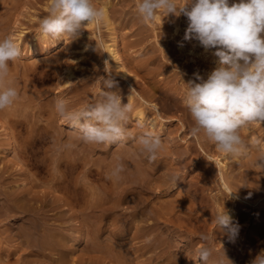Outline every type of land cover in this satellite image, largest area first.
<instances>
[{
  "label": "bare ground",
  "instance_id": "bare-ground-1",
  "mask_svg": "<svg viewBox=\"0 0 264 264\" xmlns=\"http://www.w3.org/2000/svg\"><path fill=\"white\" fill-rule=\"evenodd\" d=\"M13 2L15 3V9L20 8L21 0H13ZM4 3H5V0H0V5H2ZM8 4L6 3V5H8ZM49 5H50V0H47V3L45 5H43V9L49 10ZM12 6H14V5H12ZM102 7L106 8V18L103 22H101L103 24V27L105 30V35L101 41L100 48L98 49V53L101 54V60L100 61H102L100 64L103 66V68L109 74H111L113 77H115V80L118 81L119 93L121 95L122 94L126 95L124 98H122V100L124 102L123 104H127L130 102L133 105V111L130 113L129 120L126 124V128H127V131L130 133V136L125 142L115 144V146L120 148L121 152H118L117 154L115 152L112 156L111 161H109L110 162L109 165L112 164V166L115 167V164L117 162V158H119L120 162H122L125 165L124 171L119 176V178L121 180L118 181L117 178L112 175V178H111L112 179L111 180L112 188H110L108 190L109 194L112 196L115 194V190L117 191V187L120 188L123 185V187L120 189L121 193L120 192L117 193V195L119 193H120V195H118V197H117L118 199L116 201H114V200L108 201L107 200L108 202L103 203V200L101 199V197H99V195L95 199V195L93 193H89L88 191H86L87 188L85 189L84 186H79L78 184H76V187L73 190V194H74L75 198L77 197L78 199H80L81 197H84V199H85V197H88L89 198L88 202H86L88 204V206L86 207V210L89 211L90 213H93V216L91 217L92 219L87 221L88 227H89L88 232L84 231L85 226H83L84 224L79 223V221L73 222L72 220L71 221L67 220L66 222L69 225V227H67L66 231H68V230H71V231H68L69 233L68 232L66 233L65 230H64V232H59V231L53 229L52 226L54 224V220L52 217L51 218L48 217V219L44 220V223H45L44 228L41 227L42 225L39 226L37 223L40 221L37 220L38 219L36 217L37 214H34V212H35L34 207L30 203L31 202L36 203L40 200L43 203L44 202L48 203L49 195H44L40 198H37L38 195L36 196V192H34L35 189H32L31 188L32 186L27 187L23 190V194L26 195V197H27L26 199L29 202V204H28V202H24L23 201L24 199L20 198L19 196L10 197V192H9L10 190H7V185H9V182H6L5 185L2 184L0 187V198L3 200V205L0 208V222H1L2 217L11 215V213H13L14 215L16 214V216L19 215L16 223H14L17 226V234H16V236L18 237L17 239L22 240L19 245L23 247V245L26 244V245L32 247L34 251H37L38 254H39V251L41 250L40 252H43L42 255H44V256L56 254L57 255L56 258L50 257L49 264H71L70 260H69L70 255H69V252H68L66 247L68 246V242L72 241V239L76 236H77L76 245L84 243L88 239V240L92 241V244H91L92 246L90 245L91 248L89 249L88 252H90V251L91 252H99V251L104 252L105 254H107L106 257L108 256L109 258L113 259L117 263L133 264V257L136 255V259H137V253L139 252L143 256L147 255L146 257L148 260L146 263L143 262L144 264H185L184 263L185 258L183 259L182 252L180 251L179 248L176 249V241L173 240L175 238V236L171 237L170 236L171 234L169 236L166 235L164 227L172 226L173 227L172 234L178 233V232L187 233V235L188 236L190 235V237H191V235H196L197 232L198 233L200 232V231H198V229L196 230V228H195V226L199 223L198 226H200V228L203 227V229L202 228L200 229L197 226L200 230H203L201 232L205 233L206 228L209 229V232L207 230L206 231L208 232V235H209L211 241H213L214 237H216V236H220V237L225 236V238H227L226 236H228V235H227L226 229H220L215 234L210 229V226L213 225L211 223L212 218L213 217L216 218L217 213L222 212L223 209H225L228 212V214L231 216L234 224L244 226V224L248 223V221H249L248 220L246 222V220L249 219L251 217V215L253 214V208H254V211L256 213L262 211L264 214V204L261 202V199L264 196V172L258 174L254 171L253 174L247 173L245 175H243V174L238 175L235 172L236 171L237 172L238 171L243 172L242 164L237 163L234 168L230 169L229 168L230 166L228 167L229 162L224 163L221 160H219V158L222 157V158H224V161H227V159H228L227 155L222 154L220 152L217 153L215 151L216 149H214V146H215L214 143H212V142L208 141L206 138H204L203 133H201L200 139L203 142V146L200 144V149H203V152H204V150H206V160H207L206 163L211 165V167L212 166L214 167V163L219 164V169L217 170V176H219V178L221 180V188L223 187L224 190L228 191V194H230V196L233 197L234 202L230 203V201H228V200L232 199L229 196H227V199H226V197H223L220 195L219 197L214 198V200L211 197H209V198L207 197V196H211L210 192H211L212 185L213 184L217 185L216 183L218 182L216 180H213L215 178L214 176L216 175V169L214 170L213 167L208 168V170L206 172V174H207L206 177H204V176L202 177V175H201V173L203 172L202 169H200L201 173H196V171H194L195 170L194 169L193 172H191V174L189 175L190 179L185 177L182 180H180L179 182H177L178 175L176 173H175L176 174L175 175L174 172L172 173V171L169 169V171H171V172L169 174L165 175V177L162 180V183L160 182V184L158 186H156V183H153L152 175H154L156 173L160 174L159 172L162 170H165L167 168V166L169 165V163L167 165L164 157L172 156V154H173L176 156H180L182 158H184L183 156H185L184 160L187 157H193L195 159L196 155H198L199 154L198 152H200V151L198 150L199 148L196 147L197 145L195 146L193 143H190V144L188 143V145H185V149H183L181 147L178 148L177 149L178 151L177 150L175 151L172 148H170L171 150L167 148V146H166L167 137L166 136L173 135L174 132H176V128H175V130H174V128H171V126L167 128L166 127L167 121L163 120V118L159 117V114L157 115L155 113V111H158V113L160 112V110H159L160 107H158L159 105L157 106L156 103H152V102L150 103V102L146 101L140 95L138 88L142 85L144 87L143 83H145V82H146L145 84L147 85V81H145V76H144V78L141 77L142 75L140 76L138 70H136L133 67V64H131L128 55H126V53L124 52V49L122 47V37H121L120 31H118V29L115 26L116 17L110 11V8L112 7V2L109 0H102ZM11 11H14V9ZM161 15L162 14L158 13L157 19L153 23L154 26H163L165 24V23L163 24V22H162L163 19H161V17H160ZM162 17H163V15H162ZM174 17L175 16L171 17L173 20L172 23L170 22L171 25L173 24L172 27H170L171 25L168 28L166 25L165 27L167 29H165V27H163V29H165L164 33H166V32L171 33L172 32L173 36L174 35L175 36L176 35L182 36L185 33L187 27H185L186 29L183 30L184 27L181 25L183 27V29H182V27L179 24H177L178 23L177 18H175L177 20L176 21L174 19ZM10 19L8 18V21ZM0 20H1V22H0V39H3L4 37H6L5 36V29L7 30V28H8V27L7 28L4 27V25L7 23V19H5V17H4V19L0 18ZM184 22H186V21H184ZM136 23H137V21H136ZM136 23H135V25H136ZM186 25L188 26V24H186ZM7 26H9V25H7ZM95 26H96L95 23H93L91 25H88L87 27L91 28V29H95ZM138 34H140V31H138ZM170 36H172V35L170 34ZM64 37H66V36H64ZM64 37H61L57 40H53L50 37L44 38V37L40 36L38 33L37 35H35L34 39L40 38L39 44H37V43L35 44L34 41H31V45H29L30 43H28V45H29L28 52L26 50V53H23L21 55L22 57L27 56L28 58H30V60L27 64L23 63V65L25 66V68H24V75H25L24 85L21 86L19 84L22 88L21 87L18 88V84L12 83V81H10L12 86L15 87L17 90H19L18 91L19 98L17 99V101L12 106H10L4 110H0V161H1V164H2V161H4V160H6V161L10 160L9 156H12L14 154V146L13 145H14V142L16 141V133H15L14 126H12V125H14L13 122L22 124L26 130V136L24 138V144H23V150H22L23 154L26 151H28L30 148H32L33 146L45 142L49 135L59 134V132L64 133L65 132L64 130L69 131L68 132L69 135H73L75 137L76 141H78V142L80 141V139L78 137L77 130L73 129L69 125L68 122H66L63 118H61L56 113L55 99L49 97V94H47L43 100L41 99L42 101L37 100L36 89H35L34 84H33L34 81L28 78L29 75L30 76L34 75L36 73V71H38L44 67L47 68L48 70L54 71L55 73L58 74V71L60 69V60L62 59L61 58V56H62L61 50L63 49V47L66 48L67 51H69V49H70L69 46L66 45L67 42H65V41H68V39L64 38ZM22 40H23V35H22V33H19V37L15 41L19 44L21 49H22ZM137 42L140 43L141 39L139 38L138 41H136L135 43H137ZM135 43H134V45L139 46V44H135ZM64 44L66 47L64 46ZM69 44H70V42H69ZM141 44H142V42H141ZM198 48H200V50H198ZM82 49H84V51H86L87 47L83 45ZM179 49L181 51H186V49L184 48V45H182L181 48H179ZM188 52H189V54L191 53V55L193 54L192 56L195 59L196 58L199 60L203 59V61H204V58H207L208 55L210 53H212L210 50L205 51V49L202 47V45L199 43V41H197L196 43L194 42L193 48ZM82 55L80 54V56H79V60H81V61H82V58H81ZM85 56H86V54H85ZM83 57H84V55H83ZM217 61H218V58H217ZM16 62H18V61H16ZM147 67L148 66L145 64L142 68H143V70L145 69V71H147L149 68V67L148 68ZM216 67H217V65H216ZM81 68L80 69L78 68V69L82 70L83 68L82 69ZM76 69H77L76 67L72 68V67H69V65H67L61 69V72L58 75H61L63 77V80H61V82L59 83V86H57L58 87L57 90L60 91L59 94L64 95L65 91L71 90V89L74 90L75 95H79L80 93L82 94V92L85 91V89H86L85 85H82L81 87L76 88V89L73 88V81H74L73 79H77V75L75 74ZM83 72H84V69H83ZM153 74H154V72H153ZM153 84H151V85L154 88L155 85H153ZM157 84L158 83H156V85ZM156 87L158 89H161L160 83ZM116 90L117 89H115L114 91H116ZM98 91L100 92V90L97 88L95 90V96L94 97L98 96V93H97ZM161 91H162V89L160 90V92ZM141 94H142V92H141ZM165 94L167 96V93H165ZM139 95L141 96V99H139ZM167 97H169V99H171L170 96H167ZM100 98L101 97L96 99V101H98ZM170 103H172L173 105H177L179 102H178V100L177 101L171 100ZM78 106H79V104H78ZM149 107L151 108V110L149 109ZM36 109L40 111L39 115L35 114ZM43 113L48 114L46 124H43V121H44L43 116H42ZM11 122H12V124H11ZM58 122H60L59 123L60 126L58 125ZM141 122L150 124L152 127H154L155 130L157 131V133L161 135L162 140L164 142V149L159 153L158 158L155 161H149L147 159L146 155L141 153L140 146L136 142V138L143 131V129L138 127V125ZM193 123L194 122L192 121V124H191L192 126H193ZM169 125H171V124H169ZM180 131L183 134L187 133V129L184 128V126L180 128L179 132ZM72 137H70V138H72ZM164 137H166V138L164 139ZM73 143H74V141L70 140L68 143L69 149H67L66 154H63L61 157L59 156L60 160H59V164L57 166L59 171H61L62 166H66V167L75 166V165L78 166V164L80 162H84L86 164V166L88 165L87 171L90 173L94 172L93 167L98 169L101 166V165L99 166V164L96 165L94 162L92 164H91V162H86L85 158H83V157L77 158L76 157L77 152L70 149V148H72L70 145H72ZM191 144H193V145H191ZM94 145H97V144H94ZM110 146H112V145H110ZM73 147H74V145H73ZM123 149H126V151H124ZM4 150H5L6 154H3ZM168 150H170V151H168ZM171 151L172 152L174 151V152L171 153ZM254 151H255V147H253V152ZM21 155H22V153L19 152L18 156H21ZM25 156L26 155L24 154V157ZM6 157L8 159H6ZM166 159H168V158H166ZM236 161H238V159H236ZM8 162L9 161H7L6 163H8ZM201 162L202 161L199 160L198 163H201ZM202 163H204V162H202ZM17 165H18V163H17ZM145 165H147L146 168L144 167ZM9 166H11V165H9ZM32 166L34 167V165H32ZM169 166H168V168H171ZM197 166H198V164L195 165V167H197ZM207 166L208 165H206V167ZM17 168L19 169V175L21 177H24V180L22 181V183H24L26 185L31 183V178L29 176V174H30L29 170L31 168L27 167L28 169L30 168L28 170L24 165H21V164L18 165ZM8 169L9 170L7 171V173H9V171H10L9 167H8ZM229 169L231 171H229ZM2 171H3V169L1 167L0 168V174ZM57 173H58V171H57ZM9 174L10 175L6 176V179H5L6 181H9V178L13 177L11 173H9ZM53 174H54V170H53ZM150 174H152V175H150ZM0 176H2V175H0ZM232 181L237 182V183L232 184L233 183ZM3 182H4V180H3ZM238 182L241 183V185H239ZM22 183H20V184H22ZM52 183L56 184L62 188H66V189H68V187H69L68 182L65 179L60 178L57 175L52 176ZM187 183H189L190 185L188 184L189 186L186 188V190H184V191L182 190V192L178 195V197H176L177 195L174 196L176 193L178 194L179 186L181 184L187 185ZM65 186H67V187H65ZM167 186L169 187V190H168L169 192L166 195V196H168V199L166 197H165L166 200L159 199L160 200V206L157 208L155 206V203L153 202L154 200L152 201L150 198L152 195L155 194V189L158 190L157 188H160L159 193H162L161 190ZM250 188H252V190H250ZM98 192L99 191H97V193ZM157 198H159V197H157ZM129 200H132V202L134 201V204H135L134 206H135L136 210L132 214V216H130V217H132L131 220L127 221L125 223V225H123L122 229H119L118 225H120L119 224L120 221H119L118 217L120 216L121 217L120 219H123L125 221V216L123 215V213H119V210L122 208L123 204ZM61 201H63V200H61ZM63 203H65V202H63ZM158 205H159V203H158ZM199 205L201 207H203V209H206L205 210L206 213H204L207 216V217H205L206 219L202 216H199V214L197 215L198 211L196 209H198ZM202 210H200V211H202ZM178 211H180L179 215H181V217L179 215L178 216L181 219L183 218L186 221H188V223L190 222L192 225L187 224V222L183 223L182 221H184V220H181V219H180L181 222L180 221H174V218L177 217V216L175 217V215L179 213ZM62 212H64V211H62ZM62 214H63L62 217L67 216V213H65V212ZM169 215L170 216L174 215V217L170 218V217H168ZM93 218H94V220H93ZM201 218H203V219H201ZM104 222H107V223L109 222L110 224H112L111 225L112 226L111 233L113 234V238L111 240H109L108 242L106 241V243L101 244L100 243L101 241L99 242V238L107 230V229L103 228L102 223H104ZM177 222L182 223L183 226L185 224H187V226H191V227H193V225H195L192 222H198V223L194 226L195 229L193 228L195 231L194 230L190 231L192 228L191 229L188 228L186 230L184 228L185 227L187 228V226H185L183 228L182 224L180 225ZM117 226H118L119 231H117V228H116ZM120 228H121V226H120ZM11 230H12L11 228H4V226L0 225V264H12L11 261L14 258H17V264H22L21 261L24 258V256L20 254L21 253L20 251L22 250L20 248V246L9 244V242H10L9 235L11 233ZM166 230H167V228H166ZM201 232H200V234H201ZM130 234H132V237H130ZM259 238H264V221L259 222V224L255 228L254 232L250 234V240L248 242V247L246 249L242 250L243 252H242L241 256H239L240 252L238 250H235L234 251L235 254H234V252H233L234 248H233V250L228 249L231 246L230 245L231 243L229 244V242H228L229 247L224 245L220 248V246H217V248L214 250V252L212 250V255L209 257L206 264H245L243 262L248 261V260H246L248 258L247 256L249 255L251 248L253 247V244ZM121 240H124V243H121ZM135 240H138L139 242L144 243V244L139 249L135 248V251H131V247L128 248L126 246L128 244L132 245L133 241H135ZM191 240H192L191 243L196 242V241H193V238ZM234 242H235V240L232 242L233 245H234ZM135 243H137V241ZM196 245L197 244L195 243V247H196ZM197 247L199 248V246H197ZM237 249H238V247H237ZM229 250H231V252L233 254H231ZM263 250H264V246H263ZM240 251H241V249H240ZM251 253H252V251H251ZM254 256H253V258H254ZM25 257H26L25 259L27 260L28 256L25 255ZM107 261L108 260L106 259V262ZM186 261H188V260L186 259ZM103 262H105V261H103ZM103 262H101L99 264H103ZM94 263H95V261H94ZM110 263L114 264L115 262L114 263L110 262ZM139 263L137 262L136 264H139ZM193 263L199 264L198 260H197V256L194 257Z\"/></svg>",
  "mask_w": 264,
  "mask_h": 264
},
{
  "label": "rangeland",
  "instance_id": "rangeland-1",
  "mask_svg": "<svg viewBox=\"0 0 264 264\" xmlns=\"http://www.w3.org/2000/svg\"><path fill=\"white\" fill-rule=\"evenodd\" d=\"M109 1L112 2V7L110 8V11L116 17L115 26L118 29V31H120V34L122 37V47L124 49V52L126 53V55H128L131 64H133V67L136 70H138L140 76L142 75L141 76L142 78H144V76H145V81H147L148 86L145 84L146 83L145 82V83H143L144 87L142 85L138 88L140 95L146 101H148L150 103L151 102L156 103L157 106L159 105L158 107H160L159 108L160 112L158 113V111H155V113L157 115L159 114L160 118H163V120L167 121V123H166L167 128L170 126H171V128H174V130L176 128V132H174L175 135L173 134L171 136H166L167 137L166 141L168 142L167 143L165 141L167 148L168 149L172 148L173 150L176 151L180 147L185 149V145H188V143L189 144L193 143L195 146L197 145L196 147H198L199 148L198 150L200 151V152H198L199 154L196 155L195 159L193 157H187L184 160L185 156H183L184 158H182L180 156H176L173 154H172V156L164 157L167 165L169 163L170 166L169 165L168 166L171 168L173 167V168L171 169V168H168V166H167L168 169L166 168L165 170L160 171L159 172L160 174H157V173H156L157 175L156 174H154V175L150 174V175H152L153 183H156V186H158L160 184V182L162 183V180L165 177V175L169 174L171 171H172V173L174 172V174L176 173L178 175L177 182H179L180 180H182L185 177L190 179L189 175L191 174V172H193L194 169H195L194 171H196V173H201L200 169H202L203 172L201 173V175H202V177L203 176L206 177L207 176L206 172H207L208 168L209 167L212 168L213 166L211 167V165L206 163L207 162L206 150H204V152H203V149H200V144L203 146V142L200 139L201 135L199 134L197 136H193L190 133V128L192 127V125H191L192 119L190 117V113L188 112V109L186 108V106H184L183 100H184V97L186 95V90H187L186 84L189 81H195L197 83L199 82V81L195 80L194 73H199L200 76H202L203 78L206 79L207 75L212 70H214L216 68V65L218 66L217 57L213 56L215 49L210 50L212 53H210L207 58H204V61H203V59L199 60L197 58H196L197 59L196 60L192 56L193 54L192 55H191V53L189 54L188 51H190L193 48V43L194 42L196 43L197 40H195V39L185 40L184 39L185 33L182 36L181 35L180 36L174 35L175 37L173 36L172 32L171 33L166 32L168 35L166 33H164L165 29H167L171 25V23L173 21L171 17H173V15L170 14L168 17L164 18V16L162 17V15H163L162 14L160 17H161V19H163L162 20L163 24L164 23L165 24L163 26H154L153 25L154 22L144 23L139 18V15L137 13V8H136V5L138 4L139 0H128V1L127 0H109ZM14 2H13V0H5V3L0 5V18L4 19V17H5V19H7L6 24L9 25V26H7L6 24L4 25V27H6V28L8 27L7 30L5 29V36H9L15 41L19 37V33H22V35H23L22 54H23V53H26V50L28 52V48H29V45H31V41H34L35 44L36 43L39 44L40 38L34 39V37L40 31L39 30V20L42 17L47 16L49 10L43 9V5H45L47 3V0H21V5H20V8H18V9H15V3ZM181 2H182V0H177L178 6ZM229 2H230V4L234 3V2L238 3L239 0H229ZM6 3L7 4L9 3L10 5L9 4L6 5ZM93 3L97 7H102V0H93ZM12 5H14V6H12ZM13 9H14V11H11ZM8 18L9 19L11 18V19L8 21ZM175 18H177L178 21ZM174 19L178 22L177 24H179L180 26L182 25L184 27V29H183V27L181 26L183 30L186 29L185 27H187L186 24H188V21H187L188 18L185 15L181 14L178 17L175 16ZM1 20H0V22H1ZM136 21L138 24L136 23ZM184 21H186V22H184ZM135 23L137 26L135 25ZM95 25H96L95 29H91V28L86 27V29L82 32V34L76 39H74L72 37L68 38V36L64 37V38L68 39V41H65V42H67L66 45H68L70 49H69V51H67L66 48L63 47V49L61 50V52H62L61 58L62 59L60 60V69L58 71V74H59L61 72V69L67 65H69V67H72V68L76 67L77 69L78 68L80 69L82 67L84 69V72H83L82 68H81L82 70H79V69L78 70L76 69L77 71L75 70V74L77 75V79H73L74 80L73 81V88L76 89V88L81 87L82 85H85L87 90L85 89V91H83L82 94L80 93L79 95H75L73 89L65 91L64 95L59 94L60 91L57 90V88H58L57 86H59V83L61 82V80H63V77L61 75H58L54 71H50L44 67V68L36 71V73L34 75L28 76L29 79L34 81L33 84H34V87L36 89L37 100L42 101L44 99V97L47 94H49V97L54 98L55 101L57 99H64L70 109H79L80 107L84 106L85 104L96 102V99H98L100 97L101 91L104 90V83H103L104 79L107 78L109 73L100 64L102 62V61H100L101 60V54L98 53V49L100 48L101 41L105 35V30H104L103 24L101 22L95 23ZM166 25H167V28L165 27ZM172 26H173V24L170 27H172ZM163 27H165V29H163ZM138 31H140V34H138ZM169 33L172 36H170ZM139 38L141 39L142 44H141V42L135 43L136 41H138ZM69 42H70V44H69ZM28 43H30V44L28 45ZM134 43L139 44V46L134 45ZM83 45L87 47V50L85 49L86 51H84V49H82ZM182 45H184V48L186 49L187 52L181 51L179 49V48H181ZM64 46H65V44H64ZM198 50H200V48H198ZM80 54L84 55V57H83V55L81 57L82 61L79 60ZM85 54H86V56H85ZM29 60H30V58H28L27 56L26 57L21 56L17 60L18 62H16V61L15 62H9V68H10L9 80L12 81V83L18 84V88L24 85V82H25L24 68H25V66L23 65V63L27 64L29 62ZM145 64L149 67V68L147 67L149 71L148 70L145 71V69L143 70L142 67ZM153 72H154V74H153ZM114 79H115V77H114ZM182 80L184 81L185 84L183 83ZM155 82L158 83L157 85H159V83H160L161 89L164 93L162 91H161L162 93L160 92L161 89H158L156 87L157 85ZM151 84L155 85V87L153 88V86ZM97 88L100 90V92L99 91L97 92L98 98L94 97L95 96V90ZM114 90L115 89H113V91ZM17 91H19V90H17ZM141 92H142V94H141ZM165 93H167V96H170L171 99H169V97H167ZM140 95H139V99H141ZM125 96L126 95L122 94L121 98H124ZM171 100H173V101L178 100L179 103L177 105H173L172 103H170ZM123 103L124 102L122 100V104ZM78 104H79V106H78ZM149 109L151 110L150 107H149ZM35 111H36L35 112L36 115L40 114L39 110L36 109ZM42 116L44 119L43 124H46L48 114L43 113ZM59 123L60 122H58V125L60 126ZM11 124H12V122H11ZM13 124L14 125H12V126H14L15 133H16V141L14 142V145H13L14 146V154L12 156H9L10 160H7V161H9L8 163H6L7 162L6 160H4V161H2V164H1V161H0V168L2 167V169H3V171L0 174V175H2V176H0V178H1L0 179V187L2 184L5 185L6 182H9L10 186L7 185V190H10L9 191L10 197L19 196L20 198L24 199L23 200L24 202H28V201L26 199L27 198L26 195L23 194V190L27 187H30V186H32L31 187L32 189H35L34 192H36V196L38 195L37 198H40L44 195H49L48 203L47 202L43 203L41 200L36 202V203L35 202L30 203L34 207V211H35L34 214H37L36 217L38 219L37 218L36 219L38 221H40L37 223L39 226L42 225L41 226L42 228H44V225H45L44 220L48 219V217H50V218L52 217L54 220V224L52 227H53V229H55L59 232H64V230H65V232L67 233L68 231H71V230L66 231L67 227H69V225L66 222L67 220L68 221L72 220L73 222L79 221V223L84 224L83 225V226H85L84 231L88 232L89 227H88L87 221L92 219L91 217L93 216V213H90L89 211L86 210V207L88 206V204L86 202H88L89 198L88 197H85V199H84V197H81L80 199H78L77 197L75 198V196L73 194V190L75 189L76 184H78L79 186H84L85 189L87 188L86 191H88L89 193H93L95 195V199L99 195V197H101V199L103 200V203H106L110 200L116 201L118 199L117 198L118 195H120V193H121L120 189L123 187V185L120 188L117 187V191L115 190V194L112 195L113 197L109 194L108 190L110 188H112V184H111L112 179L111 178H112V170L114 168V166H112V164L109 165V163H110L109 161H111L112 156L115 152H116V154L118 152H121L120 148H118L115 145L109 146V145H103V144H97V145L88 144V143L82 142L81 140L78 142L75 140V137L73 135H69V133H68L69 131L64 130L65 131L64 133L59 132V134L49 135L45 142L37 144V145L33 146L32 148H30L28 151H26L24 153L26 156L24 157L22 150H23L24 138L26 136V130L23 127V125L20 123H14L13 122ZM169 124H171V125H169ZM183 126H184V128L187 129L186 134H183L181 131L179 132L180 128ZM241 135L246 140V142H249V144H250V141L254 140V139H260L261 141H264V125L250 124L246 128L241 130ZM70 137H72V138H70ZM166 137H164V139ZM70 140L74 141V143L72 145H70L72 147L70 149L77 152V154H76L77 158L83 157V158H85L86 162H91V164L94 162L96 165L99 164V166L100 165L101 166L98 169L93 167L94 172L90 173L87 171L88 165L86 166V164L84 162H80L78 164V166L77 165L68 166V167L62 166L61 171H59L57 166L59 164L60 157L63 154H66L67 149H69L68 143ZM193 144H191V145H193ZM73 145H74V147H73ZM214 149H216L215 146H214ZM123 150L126 151V149H123ZM170 150H168V151H170ZM256 150H257V148H255V151ZM215 151L218 153L217 149ZM255 151L253 152V147L250 146L249 151L245 156H241L239 158L227 156L228 157L227 161H224V158H222V157L219 158V160H221L224 163L229 162L228 167L230 166L229 167L230 169L234 168L237 163L242 164L243 172H240V171L235 172L238 175H242V174L245 175L247 173L253 174L254 171L259 174V173L264 172V167L258 163L259 158L261 157V155H264V153H261L258 150L256 152ZM19 152L22 153L21 156H18ZM173 152L171 151V153H173ZM3 154H6L5 150H4ZM166 158H168V159H166ZM6 159H8V158L6 157ZM236 159H238V161H236ZM199 160H201L204 163H202V162L198 163ZM16 162L18 163V165L21 164V165H24L26 168L27 167L31 168V169L29 168L30 170L27 168L29 170V173H30L29 176L31 178V183H29L30 185L29 184L26 185V184L22 183V181L24 180V177H21L19 175V169L17 168L18 165ZM197 164H198V166L195 167V165H197ZM9 165H11V166H9ZM32 165H34V167ZM206 165H208V166L206 167ZM8 167L10 168L9 173H11L13 177L9 178V181H6L5 180L6 176L10 175L9 173H7V171L9 170ZM144 167L146 168L147 165H145ZM169 169L171 171H169ZM213 169L214 170L216 169V175L214 176L215 178L213 180H216L218 182L216 183L217 185H214V184L212 185L213 189L211 188V192H210L211 196H207V197L208 198L211 197L214 200V198H217L220 195L223 197H226V199H227V196H229L232 199L228 200V201H230V203L234 202L233 197H231L230 194H228V191L224 190L223 187L221 188V180H220L219 176H217V170L219 169V164L214 163ZM230 169H229V171H231ZM53 170H54V174H53ZM56 170L58 171V173ZM53 175L54 176L57 175L60 178L65 179L68 182V185H69L68 189L69 190L66 188H62L56 184H53L52 183V176ZM3 180H4V182H3ZM117 180L120 181L121 179L117 178ZM20 183H22V184H20ZM236 183L237 182H233L232 184H236ZM188 184L189 183H187V185L181 184L178 188V194L176 193L174 196L177 195L176 197H178V195L182 192V190L183 191L186 190V188L190 185V184L189 185ZM238 184L241 185V183H239V182H238ZM65 187H67V186H65ZM157 189L158 190L155 189V194L152 195L150 199L152 201L154 200L153 202L155 203V206L158 208L160 206V200L159 199H164V200H166V198L168 199V196H166V195L169 192L168 191L169 187L167 186L164 189H162L161 190L162 193H159L160 188H157ZM96 190L99 192L97 193ZM250 190H252V188H250ZM118 192H120V193L117 195ZM157 197H159V198H157ZM61 200H63V201H61ZM63 202H65V203H63ZM127 202H125L123 204L122 208L119 210V213H123V215L125 216V221L123 219H120L121 218L120 216L118 217V219L120 221L119 222L120 225H118L119 229H122L123 225H125V223L127 221L131 220L132 217H130V216H132V214L136 210L135 206H134L135 205L134 201L132 202V200H129ZM261 202L264 204V196L261 199ZM158 203H159V205H158ZM28 204H29V202H28ZM2 205H3V200L0 198V208L2 207ZM202 209H203V207H201L199 205L198 209H196L198 212L197 211L196 212H197V215L199 214V216H202L205 218V217H207L206 214H204V213H206V211H205L206 209H203V210ZM200 210H202V211H200ZM62 211L67 213V216L62 217L63 216L62 213H64ZM178 212H177L178 214L175 215V217L176 216L177 217L174 218V221H180V219H181L180 218L181 215H179L180 211H178ZM18 217H19V215L16 216V214L14 215L13 213H11V215L4 216L1 218L0 225L4 226V228H11L12 229L11 233L9 235V239H10L9 244L10 245L20 246L19 244L22 241L21 239H17L18 237L16 236L17 226L14 223H16ZM168 217L171 218V217H174V215H171V216L169 215ZM201 219H203V218H201ZM93 220H94V218H93ZM181 220H184V221H182L183 223L187 222V224L192 225L190 222L188 223V221H186L183 218ZM247 221H248V223L244 224V226L239 225V232H238L237 237L235 238L234 245L232 243L233 241L228 239V236H226L227 238H225V236H222V237L216 236V237H214L213 241H211L210 239L207 242L203 241L201 239V235L205 234V233H206V235H208L209 229L206 228V230L208 232L206 230H205V233L201 232L203 230H200V229L201 228L203 229V227L200 228V226H198L199 225L198 222H192L195 225L198 223L196 226L193 225V227L187 226V224H185L183 226V224L180 223L181 221L177 222L180 225L182 224L183 228L185 226H187V228L186 227L184 228L186 230L188 228H190V229L192 228L190 231H193L196 228V230L198 229V231L201 232V234H200V232L199 233L197 232L196 235H191V237H190V235L188 236L187 233L178 232V233L172 234V230H173L172 226H166V227H164V230H165L166 235L169 236L171 234L170 235L171 237L175 236L176 239L174 238L173 240L176 241V249L179 248L180 251L182 252L183 259L185 258L184 263L185 264H196L193 262H194V257L197 256V249L204 247V246L210 247L214 252V250L217 248V246H220V248L224 245L229 247V244L231 243L230 244L231 246L228 249L233 250V248H234L233 252L235 250H238L240 252L239 256H241V254L243 252L242 250L246 249L248 247V242L250 240V234L254 232V230L258 226L259 222L264 221V214L262 211L256 213L254 211V208H253V214L251 215V217L249 219L246 220V222ZM214 222H215V218L213 217L211 220V223L213 225L210 226V229L215 234L220 229L218 228V226ZM102 225H103V228L107 229V230L101 235V237L99 238V242L101 241L100 243L104 244V243H106V241L108 242L109 240H111L113 238V234L111 233V230H112L111 225L112 224H110L109 222L108 223L104 222V223H102ZM118 226L116 227L117 231H119ZM120 226H121V228H120ZM194 226H195V228H194ZM166 228H167V230H166ZM130 237H132V234H130ZM192 238H193V241H196V242H193L194 244L191 243ZM136 241H137V243H135ZM228 242H229V244H228ZM76 243H77V236L74 237L72 239V241L68 242V246L66 247L68 252H69V255H70L69 260H70L71 264H99L103 261L106 262V259L108 261L106 263L103 262V264H111L110 262H112V263L115 262L114 264H124V263H117L116 261L109 258L108 256L106 257L107 254H105L104 252H100V251H99L100 253L99 252H91V251L88 252L92 246L91 245L92 241H90L88 239L86 240V242L81 243L79 245H76ZM121 243H124V240H121ZM195 243L197 244L196 247H195ZM143 244L144 243H141L138 240H135V241H133L132 245L128 244L126 247H128V248L131 247V251H135V248L139 249ZM197 246H199V248ZM263 246H264V238H259L258 240H256L255 243L253 244V247L251 248L252 253L250 251L249 255L247 256L248 258L246 259L249 262L245 261L243 263L250 264V262L255 258V256L258 255L261 252V250H263ZM237 247H238V249H237ZM20 248L22 249L20 251L21 252L20 254L24 256V258L21 261L22 264H47V263L49 264L50 257H52V258L57 257L56 254L44 256V255H42L43 252H40L41 250L39 251V254H38L37 251H34L32 247H30L26 244L23 245V247L20 246ZM240 249H241V251H240ZM229 251L231 254H233L231 252V250H229ZM234 254H235V252H234ZM25 255L28 256L27 260L25 259L26 258ZM146 256H143V255H141V253L138 252L137 253V259H136V255L133 257V264H136L137 262L138 263L140 262L139 264H142L143 262L146 263L148 260ZM253 256H254V258H253ZM186 259L189 262L186 261ZM94 261H95V263H94ZM11 263L17 264V258L12 259ZM198 263L199 264H205L204 261H198Z\"/></svg>",
  "mask_w": 264,
  "mask_h": 264
},
{
  "label": "clouds",
  "instance_id": "clouds-1",
  "mask_svg": "<svg viewBox=\"0 0 264 264\" xmlns=\"http://www.w3.org/2000/svg\"><path fill=\"white\" fill-rule=\"evenodd\" d=\"M136 8L144 23L155 22L158 13L164 18L185 15L188 26L184 39L199 41L205 51L215 49L218 66L206 79L194 73L199 82L186 84L183 103L194 122L191 135L203 133L218 152L234 158L245 156L250 146L264 153V141L254 139L249 144L241 135L250 124L264 125V0L231 4L229 0H182L179 6L177 0H139ZM105 18L106 8L95 6L93 0H50L48 15L39 20V35L53 40L64 36L76 39L88 25ZM21 55V47L11 37L0 39V110L19 98L9 80V62ZM103 83L98 101L70 109L64 99H57L55 110L77 130L82 142L110 146L129 138L126 124L133 105L122 104L118 81L111 74ZM138 127L143 129L136 138L140 151L149 161H155L164 149L162 137L150 124L141 122ZM258 163L264 166V155ZM124 169L117 158L112 175L119 178ZM215 223L227 230L229 240H235L239 225L225 209L217 213ZM201 239L207 242L210 237L202 234ZM211 255L208 246L197 249L198 261L206 264ZM250 264H264V250Z\"/></svg>",
  "mask_w": 264,
  "mask_h": 264
}]
</instances>
